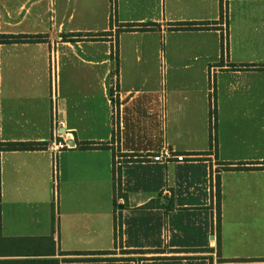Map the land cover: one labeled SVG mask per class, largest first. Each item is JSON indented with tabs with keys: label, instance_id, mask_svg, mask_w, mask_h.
<instances>
[{
	"label": "crops",
	"instance_id": "0c3cea01",
	"mask_svg": "<svg viewBox=\"0 0 264 264\" xmlns=\"http://www.w3.org/2000/svg\"><path fill=\"white\" fill-rule=\"evenodd\" d=\"M12 142L0 264H264V0H0Z\"/></svg>",
	"mask_w": 264,
	"mask_h": 264
},
{
	"label": "trees",
	"instance_id": "16d2710c",
	"mask_svg": "<svg viewBox=\"0 0 264 264\" xmlns=\"http://www.w3.org/2000/svg\"><path fill=\"white\" fill-rule=\"evenodd\" d=\"M221 13H222V6H221ZM180 28L181 27H190V23H180L178 25ZM129 26L125 27V29H128ZM144 27H142L143 29ZM90 37L92 38H98L100 37V35H102V33H94V34H88ZM8 40L9 38H14L11 36H5ZM113 108H114V112H115V120H114V125H115V131H114V135L116 136V138L118 139V102L117 99L113 100ZM39 145H36L34 143L31 142H12V143H0V150H12V149H17V150H25V149H33L35 147H38ZM84 148H91L94 147L95 145L92 143H85L83 145H81ZM100 146V145H97ZM118 156H122L124 160H142L145 159L144 156H139L137 154H122L119 153V151H117L116 153ZM245 168H255V167H247V166H243ZM113 176H114V186L116 188V190H119V185H120V180H119V167L113 164ZM215 198H216V225H215V229H216V237H217V241H216V253L217 256H219V251H220V181H219V176L216 175L215 176ZM154 204L153 201H150L149 203H147L145 206H152ZM119 223L117 221H115V228L116 231H119L118 229ZM219 261V259H218ZM221 262V261H219Z\"/></svg>",
	"mask_w": 264,
	"mask_h": 264
},
{
	"label": "built area",
	"instance_id": "2783aa9c",
	"mask_svg": "<svg viewBox=\"0 0 264 264\" xmlns=\"http://www.w3.org/2000/svg\"><path fill=\"white\" fill-rule=\"evenodd\" d=\"M221 17L223 19L226 18V9L225 7L222 5V13H221ZM224 38V37H223ZM212 109H213V105H211ZM213 130H214V118H213V115L211 117V124H210V131H211V149L213 150L214 149V138H213ZM70 139V136L68 137H62V140L61 141H53L51 143V145L49 146L52 150V153H53V164H52V167H53V172H54V176L56 175V169H57V166H56V159H55V155L57 154V152L60 150V149H64V148H71L74 146V144L72 146H69L67 144L68 140ZM164 154L165 155H168V156H171V157H175L177 160H182L184 159L185 157L183 155H173V153H171L170 151H167L165 150L164 151ZM159 158L158 156H155L154 159H157Z\"/></svg>",
	"mask_w": 264,
	"mask_h": 264
},
{
	"label": "water",
	"instance_id": "95a60500",
	"mask_svg": "<svg viewBox=\"0 0 264 264\" xmlns=\"http://www.w3.org/2000/svg\"><path fill=\"white\" fill-rule=\"evenodd\" d=\"M67 144H68L69 146H72V145L74 144V142H73V140H69V141L67 142Z\"/></svg>",
	"mask_w": 264,
	"mask_h": 264
}]
</instances>
